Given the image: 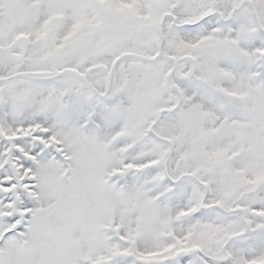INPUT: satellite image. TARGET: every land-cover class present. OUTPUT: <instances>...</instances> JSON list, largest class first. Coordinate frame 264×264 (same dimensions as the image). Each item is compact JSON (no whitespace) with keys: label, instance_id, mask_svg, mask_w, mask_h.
I'll return each mask as SVG.
<instances>
[{"label":"snow or ice","instance_id":"snow-or-ice-1","mask_svg":"<svg viewBox=\"0 0 264 264\" xmlns=\"http://www.w3.org/2000/svg\"><path fill=\"white\" fill-rule=\"evenodd\" d=\"M0 264H264V0H0Z\"/></svg>","mask_w":264,"mask_h":264}]
</instances>
